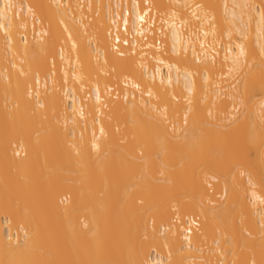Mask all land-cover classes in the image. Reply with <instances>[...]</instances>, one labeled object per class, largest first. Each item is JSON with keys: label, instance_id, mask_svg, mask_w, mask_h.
Listing matches in <instances>:
<instances>
[{"label": "bare ground", "instance_id": "1", "mask_svg": "<svg viewBox=\"0 0 264 264\" xmlns=\"http://www.w3.org/2000/svg\"><path fill=\"white\" fill-rule=\"evenodd\" d=\"M0 264H264V0H0Z\"/></svg>", "mask_w": 264, "mask_h": 264}, {"label": "rangeland", "instance_id": "2", "mask_svg": "<svg viewBox=\"0 0 264 264\" xmlns=\"http://www.w3.org/2000/svg\"><path fill=\"white\" fill-rule=\"evenodd\" d=\"M33 30L31 29L30 31H29V33H27V36H28V38H31L32 36H33ZM187 218L188 217H186L185 218V227L187 226V224H186V220H187ZM195 218L197 219L198 217L195 215ZM197 223H199V220L197 221ZM197 228H199V227H197Z\"/></svg>", "mask_w": 264, "mask_h": 264}, {"label": "built area", "instance_id": "3", "mask_svg": "<svg viewBox=\"0 0 264 264\" xmlns=\"http://www.w3.org/2000/svg\"><path fill=\"white\" fill-rule=\"evenodd\" d=\"M113 26V25H112ZM113 28H114V26H113ZM117 35H118V32L117 31H115V29L112 31V37L113 38H116L117 37ZM119 43H117V45H118ZM121 44V43H120Z\"/></svg>", "mask_w": 264, "mask_h": 264}]
</instances>
